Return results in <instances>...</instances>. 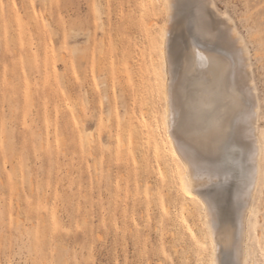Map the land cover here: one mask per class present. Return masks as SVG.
<instances>
[{
  "label": "rangeland",
  "instance_id": "rangeland-1",
  "mask_svg": "<svg viewBox=\"0 0 264 264\" xmlns=\"http://www.w3.org/2000/svg\"><path fill=\"white\" fill-rule=\"evenodd\" d=\"M148 1L159 9L154 22L147 0H0V230L7 228L14 242L0 249V264H210L200 204L191 202L192 213L183 209V170L173 158L167 176L151 132L153 111L169 151L166 102L148 70L165 10L162 0ZM214 1L236 5L224 12L257 62L264 0ZM188 10L176 11L169 37L176 73L188 55L209 54L188 31ZM158 59L165 76L160 51ZM258 98L261 132L264 96ZM245 138L249 152L253 141ZM247 162L241 164L246 181ZM222 165L228 181L203 194L219 202L231 236L233 195L242 196L246 181L237 190L231 177L238 169ZM170 187L176 205L168 213ZM253 203L249 264H260L264 174ZM205 241L200 249L197 242ZM229 255L223 247L222 261Z\"/></svg>",
  "mask_w": 264,
  "mask_h": 264
},
{
  "label": "bare ground",
  "instance_id": "bare-ground-1",
  "mask_svg": "<svg viewBox=\"0 0 264 264\" xmlns=\"http://www.w3.org/2000/svg\"><path fill=\"white\" fill-rule=\"evenodd\" d=\"M131 2L132 1H130V3ZM170 3H173V0H162L165 17L163 19L164 24L161 25L159 32L160 38L158 42L160 44V49L158 51H152L148 68L150 76L152 77L151 79L153 80V86L158 88V91L161 92L166 102V142L170 150H166L161 140L157 117L153 111H151V132L156 142L159 156L163 160L167 176L172 170L171 162L173 158L178 160V164L183 170L186 188L185 197L183 199L184 203L182 204L183 209L192 213L193 208H190L191 202L196 201L200 204L199 216L203 225L205 239L211 247V253L209 255L210 264H212L213 260H215L217 264H220L222 261L221 252L223 247L218 241L220 234L225 230L222 228L219 211L215 219L209 214L205 200L210 196H208L206 192L203 194V190L208 186L219 185L221 182L226 181L225 176H229L230 172L222 165L223 162H232L239 171V167L242 168L243 166L241 165L242 162L249 161L247 163L251 164V169L250 171L247 170L249 172L247 181L243 179L246 181V184L245 182L243 183L246 186H243L242 196L235 193L233 195L235 208L234 213L233 211H231V213H233L235 217L233 216L234 222L231 234L232 245L230 246L231 255H229V260L232 258L233 264H249L248 246L251 237L249 216L253 213L255 194L263 177L264 153V141L261 136L259 125L261 106L257 96V90H253V92L249 94L247 88H245V81L252 75V66L249 65L247 73H245L244 62L249 59L248 54L249 52L251 53V50L246 38L240 33L234 18L231 17L228 12H224L219 18L221 30L225 33V36H228L231 35L229 29H233L239 37L237 47H243L242 58L239 54L235 57V62L237 64L236 68H231L227 61L224 62V79L230 88L236 89L238 94L242 89L248 97L247 102L233 105L227 95H219L217 91L213 89L212 75L208 72L210 64L208 53L205 54V52L203 56L198 55L197 52H195L193 56L188 55L184 58L183 62L181 61L182 66H179V71L176 73L174 68V66L177 65L176 58L173 55L174 52L169 54L168 44L170 43L169 37L172 31V24L177 21L175 20L177 9L174 6L170 12L165 7L166 4ZM145 6L146 12L151 16V21L154 22L159 11L157 5L147 0V5L145 4ZM182 32H185V30ZM187 39L186 37L183 40ZM200 41L204 43L203 40ZM174 46L176 45H173V47ZM198 48L199 47H197V49ZM216 49L221 56L232 59V51L226 40L222 39L217 42ZM159 51L161 53V58L163 57L164 60L163 65L166 69L165 76L159 71ZM180 56L183 55L180 54ZM179 61L180 60L177 62ZM250 82L251 81H249V83ZM177 123L186 128L187 134L185 136H176ZM230 129L239 130L240 135L238 139L241 142L240 144L231 143ZM221 130H223V134ZM241 130L244 131L245 137H250V142L253 141L252 149L249 152L243 147V139L245 137H241ZM181 140L186 141V147L193 152L191 164L185 161L182 153L176 152L175 155L173 154V150ZM239 188L240 186L238 190H240ZM168 189V197L171 203L168 213H171L173 206L176 204L173 203L174 197L171 187ZM237 208L238 211L236 210ZM230 225L231 224H229V226ZM213 243H216L215 252H212ZM227 248L228 247H226V249Z\"/></svg>",
  "mask_w": 264,
  "mask_h": 264
},
{
  "label": "snow or ice",
  "instance_id": "snow-or-ice-1",
  "mask_svg": "<svg viewBox=\"0 0 264 264\" xmlns=\"http://www.w3.org/2000/svg\"><path fill=\"white\" fill-rule=\"evenodd\" d=\"M184 5L189 6L188 14H187V25L189 31L192 35L193 39L203 40L208 45V52L210 57V64L208 67V72L212 75V84L213 89L217 91L219 95H227L231 100L233 105H238L242 102H247V95L240 90V93H237V90L234 88H230L224 79V62L227 61L229 67L236 68L237 64L235 62V57L239 54L242 58L243 56V47H237L239 43V37L235 33L233 29H229L231 35L225 36V33L220 28L219 18L223 15L225 10H230L233 7H236L234 3L225 2L222 5H217L214 0H173V3L166 4L165 7L171 12L172 8L175 6L178 11H182ZM194 5V7H192ZM261 15L264 16V9L261 11ZM262 29H264V22L261 25ZM226 40L227 44L230 46V50L232 51V59H228L220 55V53L216 49L217 42L221 40ZM249 59L244 62L245 73H247L248 66H252V75L248 80L245 81V88H247V92L250 94L253 90H257V96H264V52H262L257 62H253L251 59V53L249 52ZM260 73L259 80L256 79V72ZM249 81H251L249 83ZM222 134H223V130ZM231 143L240 144V140L238 139L240 133L237 129L229 130ZM177 137H182L187 134L186 128L177 123L176 132ZM261 136L264 137V130L261 131ZM239 150V149H237ZM176 152L182 153L184 159L187 163L191 164L193 160V152L186 147V141L181 140L178 142L177 147L173 150V154ZM262 174H264V170H262ZM232 179H234L237 183V190L239 184L243 182L244 172L243 168H241L238 172L232 174ZM229 176H225V180L228 181ZM227 183L225 185L219 186L220 191L227 190ZM207 204L209 214L213 219L216 218L218 214L219 202L214 200L212 197H209L205 200ZM238 211V208L236 209ZM207 241L205 243L200 244L197 242L198 247L200 249L205 248ZM218 243L221 244L222 247H230L232 245V238L224 231L220 234V238ZM10 245L14 246V242L11 237L8 235V229L4 228L0 230V249L7 252ZM216 251V243L212 244V252ZM17 264V262H14ZM18 264H25V261L21 259ZM31 264V262H29ZM178 264V262H177ZM212 264H217L215 260H213ZM220 264H233L231 260L221 261ZM260 264H264V260L260 261Z\"/></svg>",
  "mask_w": 264,
  "mask_h": 264
}]
</instances>
